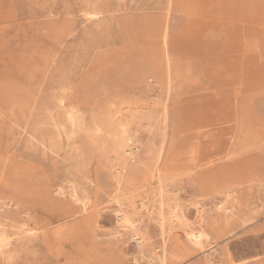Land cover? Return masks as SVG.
<instances>
[{
    "label": "rangeland",
    "instance_id": "1",
    "mask_svg": "<svg viewBox=\"0 0 264 264\" xmlns=\"http://www.w3.org/2000/svg\"><path fill=\"white\" fill-rule=\"evenodd\" d=\"M0 264H264V0H0Z\"/></svg>",
    "mask_w": 264,
    "mask_h": 264
},
{
    "label": "bare ground",
    "instance_id": "2",
    "mask_svg": "<svg viewBox=\"0 0 264 264\" xmlns=\"http://www.w3.org/2000/svg\"><path fill=\"white\" fill-rule=\"evenodd\" d=\"M121 218L127 219V217L125 215H122ZM193 236L196 238V241H200V238H201L202 235H201V233L196 232V233L193 234Z\"/></svg>",
    "mask_w": 264,
    "mask_h": 264
}]
</instances>
